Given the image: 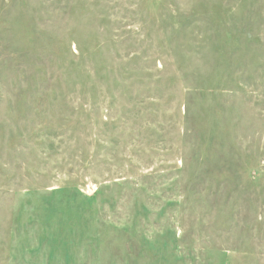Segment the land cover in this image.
<instances>
[{
	"label": "rangeland",
	"instance_id": "374dc122",
	"mask_svg": "<svg viewBox=\"0 0 264 264\" xmlns=\"http://www.w3.org/2000/svg\"><path fill=\"white\" fill-rule=\"evenodd\" d=\"M0 264H264V0H0Z\"/></svg>",
	"mask_w": 264,
	"mask_h": 264
}]
</instances>
